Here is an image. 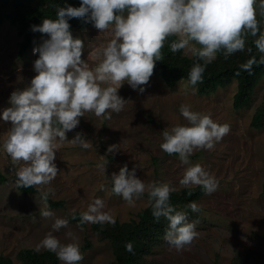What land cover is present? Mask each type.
<instances>
[{
    "label": "rangeland",
    "instance_id": "rangeland-1",
    "mask_svg": "<svg viewBox=\"0 0 264 264\" xmlns=\"http://www.w3.org/2000/svg\"><path fill=\"white\" fill-rule=\"evenodd\" d=\"M70 31L84 42L82 59L94 69L102 62L100 53L113 38L111 32L100 33L94 26ZM47 38L35 36L31 48L20 56L22 37L17 29L9 23L0 29V117L11 106V93L29 86L37 75L34 62L39 54L34 49ZM184 52L191 56L187 49ZM141 87L145 88L143 94L125 81L118 89V95L128 101L121 112L109 111L100 117L86 112L78 126L66 133L67 140L60 142L57 138L54 163L58 174L48 185L34 186L35 193H24L15 183L16 171L24 165L13 164L3 149L11 122L0 118V169L8 177L0 184V255L22 264L17 259L21 249H36L50 231L62 243H68L65 233L71 230L82 255L78 264H117L109 242L93 232L94 223L81 225L72 217L100 198L111 217L109 221L137 219L149 199L144 195L129 204L112 192L111 174L125 164L129 170L137 166V176L146 185L161 182L182 188L179 181L187 166L160 145L165 128L187 123L179 112L181 104H187L193 111L210 114L215 122L229 125V132L212 150H196L190 157L192 164H200L215 177L218 188L196 202L199 216L190 222L196 223L199 236L192 245L178 252L162 239L148 259L166 264H235V260L264 264V128L250 124L263 100L264 79L254 91L251 106L243 109L233 107L236 80L210 95L198 94L195 86L183 80L169 87L156 75ZM78 132L84 134L89 148L69 142ZM110 145H118V151L108 153ZM99 164H104L105 170L99 169ZM47 188L54 189L49 194L51 199L63 202L59 207L48 204L52 218H42L39 213L40 192ZM56 218L67 219L68 228L54 231Z\"/></svg>",
    "mask_w": 264,
    "mask_h": 264
},
{
    "label": "clouds",
    "instance_id": "clouds-1",
    "mask_svg": "<svg viewBox=\"0 0 264 264\" xmlns=\"http://www.w3.org/2000/svg\"><path fill=\"white\" fill-rule=\"evenodd\" d=\"M256 4L257 0H82L80 7L57 6L56 19L45 18L42 24L32 25V31L48 37L34 49L39 54L34 62L37 75L29 86L11 93V106L0 117L11 122L3 149L13 164L24 165L16 171V185L30 188L54 180L58 174L54 163L57 138L60 142L67 140L66 133L78 126L86 112L97 117L109 111L121 112L128 101L118 95V89L125 81L143 94L145 88L141 86L149 83L169 37L177 38L170 43L172 53L187 49L195 58L188 72L193 86L201 81L207 64L217 58V53L222 52L227 60L244 52L249 35L255 38L253 43L264 63V31L257 19ZM258 7L264 16V0H259ZM71 18H86L100 33L111 32L113 36L102 48V62L94 69L82 59L84 42L70 31ZM247 51L251 53L252 49L248 47ZM253 63L254 59L249 60L241 68L250 70ZM179 112L187 123L165 128L160 148L169 155H178L187 166L179 184L189 189V195L193 187L211 195L218 181L200 164H192L190 157L196 150H212L229 132V125H221L210 114L193 111L187 104H181ZM69 142L84 149L90 146L79 132ZM107 151H118V145H110ZM97 167L105 170L104 164ZM110 178L112 192L129 204L147 193L155 220L163 217L168 221L164 240L170 248L183 251L198 238L196 223L189 222L187 213L177 211L170 203L175 187L161 182L146 185L137 176V166L129 170L127 164ZM51 193L52 188L40 192L42 218L54 216L48 207ZM104 208V201L95 199L80 213L81 225L109 221L111 217ZM188 208L200 211L196 202H190ZM68 225L67 219L56 218L52 229L59 231ZM65 235L68 243H62L53 231L48 232L36 251L43 248L54 253L62 264H78L82 259L78 238L71 230ZM126 249L132 250L131 243Z\"/></svg>",
    "mask_w": 264,
    "mask_h": 264
},
{
    "label": "trees",
    "instance_id": "trees-1",
    "mask_svg": "<svg viewBox=\"0 0 264 264\" xmlns=\"http://www.w3.org/2000/svg\"><path fill=\"white\" fill-rule=\"evenodd\" d=\"M82 0H0V29L5 23L14 26L18 34L22 37L18 51L22 56L31 48L33 39L37 35L47 36L39 32L32 31V25L42 24L43 19H56V7L71 5L80 7ZM259 0H257V19L261 23V30L264 31V16L260 15ZM70 30L85 29L93 26L86 22V18H71L68 20ZM176 37H169L162 49V60L156 62L153 75L160 77L167 86L173 87L180 81L188 80V72L192 67L195 58L185 54L184 50L172 53L170 50L171 41ZM255 38L250 35L246 38V50L231 55L227 60L223 53H217V58L207 64L202 74V79L196 85L197 93L200 95H210L219 88H224L237 82V92L233 98V107L243 109L251 106L253 94L264 79V63L260 62L261 53L255 48L253 43ZM199 47V45H198ZM252 49L251 53L247 48ZM255 60L250 70H244L241 65L249 60ZM202 63V62H201ZM191 85V84H190ZM193 86V85H192ZM253 128H264V96L262 102L256 108L255 114L250 122ZM8 180V177L0 169V184ZM19 190L24 193L38 192L35 187L23 188ZM264 191V185H263ZM189 189L180 188L170 194V203L177 211L186 212L189 222L199 216L198 212H193L188 208L190 202H197L204 192L200 187H193L191 195ZM145 196L148 198L147 193ZM48 204L52 207L63 205L62 201L53 200L49 197ZM75 219L80 223V213H75ZM168 221L161 217L157 222L152 215V208L149 202L142 211L138 213L137 219L130 221H108L103 224H92L93 232L100 240L109 242L112 253L117 264H166L159 260H150L148 256L152 253L160 240L164 239ZM131 243L132 250L126 249V245ZM17 259L22 264H60L56 255L48 250L36 251L34 248L21 249L17 253ZM0 264H14L10 257L0 255ZM235 264H244L235 260Z\"/></svg>",
    "mask_w": 264,
    "mask_h": 264
}]
</instances>
